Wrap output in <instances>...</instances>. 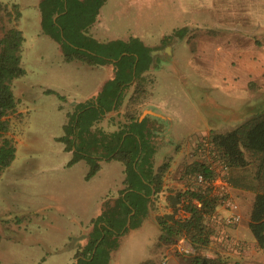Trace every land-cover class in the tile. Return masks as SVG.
Segmentation results:
<instances>
[{
	"label": "rangeland",
	"instance_id": "rangeland-1",
	"mask_svg": "<svg viewBox=\"0 0 264 264\" xmlns=\"http://www.w3.org/2000/svg\"><path fill=\"white\" fill-rule=\"evenodd\" d=\"M39 1L0 0L8 8L18 4L20 16L16 21L10 17L12 9L10 16L0 10V26H15L22 31L20 55L24 69L10 84L15 110L8 115L7 136L14 143L15 153L0 171V264H77L75 254L89 241L92 218L124 186L122 162L105 158L96 148L88 153L98 154L100 167L89 178H85L90 168L85 158L68 164L73 149L66 150L65 143L58 140L66 134L68 114L80 102L95 101L115 70L109 62L66 60L60 42L43 30ZM180 27L188 30L182 37H171L170 53L167 50L164 57L155 59L153 66L151 61L144 74L145 91L139 96V102L167 114L163 118L164 131L158 133L155 165H170L173 158L190 163L198 157L193 143L202 134L230 131L247 121L259 106L264 108L263 95L231 84L229 78L234 72L231 62L240 61L238 47L249 54L248 47L255 50L264 40V0H105L87 30L97 44L85 45L104 53L105 42L133 36L147 46L157 47L164 36ZM201 29L229 36L224 43L216 42L207 62L194 51L193 36ZM254 82L258 84V79ZM133 86L123 87L122 103L118 112H113L111 122L101 119L94 129L116 128ZM73 144L80 147L79 138L75 143L73 139ZM256 163L228 168L229 191L234 194L240 219L223 226L236 238L233 244L237 248L227 251L211 238L202 249L190 245L191 252L181 253L174 243L159 241L157 215L165 214L170 206L185 217L182 210H177L181 202L175 196L182 186L166 187L163 180L150 210L154 218L146 216L138 227L116 234L117 247L108 264H195V257L218 258L217 264H264V253L248 227L257 183ZM216 210L222 216L229 214L219 205Z\"/></svg>",
	"mask_w": 264,
	"mask_h": 264
},
{
	"label": "trees",
	"instance_id": "trees-1",
	"mask_svg": "<svg viewBox=\"0 0 264 264\" xmlns=\"http://www.w3.org/2000/svg\"><path fill=\"white\" fill-rule=\"evenodd\" d=\"M105 0H40L43 30L60 42L66 60L79 59L90 64L112 63L113 79L104 83L94 98L95 101L80 102L69 116V123L64 125L66 134L59 137L65 143V149H73V156L68 164L85 158L90 168L85 178L92 176L98 169V154L90 155L93 148L106 158H114L124 165L123 187L119 195L106 203L94 218L92 231L87 244L75 254L77 264H108L113 249L117 247L116 234L129 228H136L147 216L152 199L162 188V177L168 167L164 162L153 168L152 156L155 151L152 142V125L147 118L138 119V110L131 105L139 102V96L145 91L144 73L152 61L150 53L155 48L169 43L172 36L182 37L188 30L175 28L164 36L160 46L143 44L130 36L127 40L112 39L103 44L104 53L86 47V43L97 44L87 35L88 28L94 22L99 8ZM10 9L14 12L10 16ZM0 10L17 20L20 16L18 4L8 8L0 4ZM0 171L12 161L15 146L10 137L8 115L15 110V99L10 88L11 81L21 76L22 31L15 26H0ZM115 59V60H113ZM135 80L134 89L129 95L128 107L115 130L105 132L93 126L106 112L117 109L123 87ZM120 90V91H119ZM46 92H52L46 89ZM114 106V107H113ZM70 136V137H69ZM79 138L80 147L74 146ZM207 142L228 167H243L256 163V190L248 219L254 241L264 253V108L255 110L244 123L225 133H213ZM75 147V148H74ZM88 153V154H86ZM189 180L183 190L176 193L181 208L187 212L182 217L172 211L157 215L155 220L160 229L159 241L170 244L183 238L192 247L202 249L214 235L210 217L215 212L218 200L209 193L195 191L192 177L198 172L208 173L204 161H194L186 168ZM197 200L198 204L192 200ZM132 212V213H131ZM129 224L125 226L127 218ZM218 258L195 257V264H217Z\"/></svg>",
	"mask_w": 264,
	"mask_h": 264
},
{
	"label": "crops",
	"instance_id": "crops-1",
	"mask_svg": "<svg viewBox=\"0 0 264 264\" xmlns=\"http://www.w3.org/2000/svg\"><path fill=\"white\" fill-rule=\"evenodd\" d=\"M209 28H216L214 26H211ZM210 29V30H212ZM225 34L224 36L222 35H215L214 33L210 32L209 30L201 29L199 31H196L193 39H194V51L196 52V55L198 56L199 59L204 60V61H210V58H212V55L215 52V47H216V42L217 41H222L223 43L225 42L224 38H228ZM221 44V43H219ZM253 45V44H252ZM239 50H241V55L239 57V62L237 64H234V61L231 62V70L234 72L229 75V78L232 77L231 84H234L236 86L243 87L244 89H254L252 92L255 94H260L263 95L264 99V40H260L259 45L257 49L254 50V47H248L250 48L249 51L250 53L248 54L247 51H244L242 46L238 47ZM162 49V52H155L154 54L157 56L156 60L159 59L160 57H164L166 55V51L168 50V53L171 51V42L167 43L163 48H158ZM157 50V49H156ZM243 53H246L243 55ZM213 60V59H211ZM155 60H153L152 65H154ZM227 72H230L228 68H226ZM145 74V73H144ZM258 79V84L254 82V79ZM261 97V96H260ZM140 108L138 110V119L140 117H145L150 121V125H152V130L151 133L154 135L152 137V142L155 147V151L153 153H156V150L160 146L159 142V134L164 131V122L163 118L167 116L163 111H161L158 107L151 105V104H145L140 102ZM142 104V105H141ZM262 106V105H261ZM260 108V106H259ZM118 112V110H117ZM144 113V114H143ZM112 110L109 112L105 113V120L107 122L109 121L110 118L108 116H111ZM142 114V115H140ZM140 115V116H139ZM163 129L162 131H159V129ZM115 128H110L106 132H110L114 130ZM210 133H204L201 135V137L193 143L194 145V153H198V157L192 160L190 163H184L182 161L179 162V160H175L174 158L170 161L171 164H168V167L166 169V173H164V176L162 177V182L164 180L165 186L168 187L171 184H179L180 187L182 186V189L185 188L186 183L189 180V175L186 173V168L189 167V165L194 162V161H204L206 157V150L204 148L205 145H208L209 143L207 142L208 137H210ZM153 156H152V164L153 168H156L159 165H155L153 163ZM179 178V179H176ZM233 193L230 192V195L232 196ZM234 195V194H233ZM168 194L165 192V198H167ZM153 199L151 202L150 209L147 214L151 218V207H152ZM176 208V207H174ZM170 206L166 207L165 213H171L173 210ZM177 210H182L185 213V216H187V212H185L181 208V204H178ZM210 225L214 228V235L212 237L213 240L217 241V244H222L221 247L225 248V250H232L235 245L233 244L234 241H236V238L232 236L226 228H224L223 224L219 223V220L217 218H210ZM238 241V240H237ZM238 250V249H237Z\"/></svg>",
	"mask_w": 264,
	"mask_h": 264
},
{
	"label": "built area",
	"instance_id": "built-area-1",
	"mask_svg": "<svg viewBox=\"0 0 264 264\" xmlns=\"http://www.w3.org/2000/svg\"><path fill=\"white\" fill-rule=\"evenodd\" d=\"M206 157L204 160L205 165L208 168V173L198 172L192 177V185L195 191L200 193H209L211 196L216 197L218 200L217 206H221L223 209L229 212L228 215L222 216L217 210L212 214L210 218H217L220 224H234L240 219V215L237 213V203L230 195L229 180H228V166L217 155L212 147L208 144L205 145ZM198 204L197 200H192ZM174 247L181 253H189L192 248L185 239L180 238L174 242ZM164 261H162V264Z\"/></svg>",
	"mask_w": 264,
	"mask_h": 264
},
{
	"label": "flooded vegetation",
	"instance_id": "flooded-vegetation-1",
	"mask_svg": "<svg viewBox=\"0 0 264 264\" xmlns=\"http://www.w3.org/2000/svg\"><path fill=\"white\" fill-rule=\"evenodd\" d=\"M167 43H165V44H163L160 48H163L165 45H166ZM156 49H158V48H155V49H153V50H156ZM150 56L152 57V61L153 60H155L156 58H157V56L155 55V54H153V55H151L150 54ZM134 83H135V80L134 79H132V81L130 82V83H128V85H134ZM133 89H134V86H133ZM133 91V90H132ZM131 91V92H132ZM131 94V93H130ZM121 103H122V101H121ZM121 103H120V105H121ZM140 102H136L135 104H133V105H131V107H133V108H135V109H137V110H139V108H140V104H139ZM114 107V106H113ZM127 107H128V102H126V104H125V109L123 110V112H122V117H121V119L120 120H117L116 122V128L118 127V125H119V123L121 122V121H123L124 120V118H123V114L125 113V111H126V109H127ZM119 108V107H118ZM118 108L116 109V110H118ZM115 110L114 109H112V114H113V112H114ZM138 112V111H137ZM112 114H111V116H108L109 118L111 117L112 118ZM106 118V116H105V114H104V116H102L99 120H101V119H105ZM110 118V121L112 120ZM98 120V121H99ZM97 121V122H98ZM97 122H95V124L97 123ZM96 128H100V127H97L96 126ZM115 128V129H116ZM100 129H102L103 131H105L106 132V130H104L103 128H100ZM114 129V130H115ZM150 130H152V129H150ZM154 136V135H153ZM152 136V137H153Z\"/></svg>",
	"mask_w": 264,
	"mask_h": 264
},
{
	"label": "water",
	"instance_id": "water-1",
	"mask_svg": "<svg viewBox=\"0 0 264 264\" xmlns=\"http://www.w3.org/2000/svg\"><path fill=\"white\" fill-rule=\"evenodd\" d=\"M163 50L162 49H157V50H152L151 51V55H153L155 52H162ZM153 66V65H152ZM144 114V113H143ZM140 115H142V114H140ZM139 115V116H140ZM142 118H144L143 116L142 117H140L139 118V120H141ZM162 133V132H161ZM132 213V212H131ZM129 217H130V214H129V216H128V218H127V222H126V224H125V226H127L128 224H129ZM76 263H77V259H76Z\"/></svg>",
	"mask_w": 264,
	"mask_h": 264
}]
</instances>
